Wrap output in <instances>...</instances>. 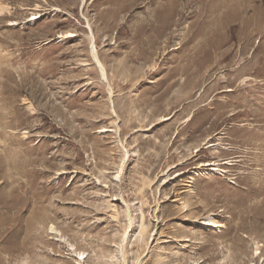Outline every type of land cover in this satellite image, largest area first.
<instances>
[{"label": "rangeland", "instance_id": "rangeland-1", "mask_svg": "<svg viewBox=\"0 0 264 264\" xmlns=\"http://www.w3.org/2000/svg\"><path fill=\"white\" fill-rule=\"evenodd\" d=\"M262 143L264 0H0V264H264Z\"/></svg>", "mask_w": 264, "mask_h": 264}, {"label": "bare ground", "instance_id": "bare-ground-1", "mask_svg": "<svg viewBox=\"0 0 264 264\" xmlns=\"http://www.w3.org/2000/svg\"><path fill=\"white\" fill-rule=\"evenodd\" d=\"M92 32V31H91ZM91 35V40L93 41L94 40V34H90ZM68 36H72V34H70V35H68ZM67 38V37H66ZM92 44V43H91ZM153 46V45H152ZM151 46V47H152ZM93 48H92V51H93V57L95 58V60H96V62L98 63V65L101 67V71H102V76H103V78L106 80L107 79V77H106V73H105V69H104V67H103V65H102V62H100L99 61V58H97V56H96V50H95V42H93V46H92ZM98 55V54H97ZM262 144H264V143H262ZM199 150V148L197 149V151ZM201 150V149H200ZM228 163V162H227ZM222 164H224V162H221V163H219V162H217V161H213V162H207V163H203L202 164V166H207V165H209V166H212V167H215V169H217V170H220L221 172H223L222 170H224V168H220V165H222ZM212 170H214V168L212 169ZM225 171V170H224ZM256 188V187H255ZM260 191V190H259ZM128 208V207H127ZM126 211H127V209H126ZM259 211V210H258ZM116 212V211H115ZM259 213V212H258ZM116 215V214H115ZM129 215V214H128ZM131 217V216H130ZM213 224H214V226H216L217 224L215 223V222H212ZM130 224H132V223H130ZM142 225H144V223H142ZM141 225V226H142ZM143 227V226H142ZM145 227V226H144ZM143 229V228H142ZM146 229H144V231H145ZM143 231V232H144ZM150 233V232H149ZM144 234H146V233H144ZM143 235V234H142ZM147 235V234H146ZM149 235V234H148ZM141 236V235H140ZM139 236V237H140ZM140 238H142L143 240L145 239L144 237H140ZM147 246V245H146ZM136 264V263H135Z\"/></svg>", "mask_w": 264, "mask_h": 264}]
</instances>
